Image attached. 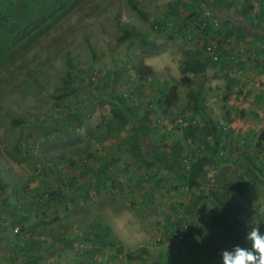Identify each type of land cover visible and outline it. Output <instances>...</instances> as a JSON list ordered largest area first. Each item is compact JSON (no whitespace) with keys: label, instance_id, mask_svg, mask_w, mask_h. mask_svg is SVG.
<instances>
[{"label":"rangeland","instance_id":"374dc122","mask_svg":"<svg viewBox=\"0 0 264 264\" xmlns=\"http://www.w3.org/2000/svg\"><path fill=\"white\" fill-rule=\"evenodd\" d=\"M14 2L3 7L13 18L18 9L33 8L31 2L38 8L29 15L39 7L41 12L25 38L0 34V57L10 53L0 65V214L9 222L0 226V238L7 240L0 256L10 248L13 264H222V250L250 248L245 233L222 224L213 201L193 205L199 191L181 177L186 154L210 156L218 146L214 161H225L212 162L200 178L203 188L252 183L233 210L239 227L264 232V117L255 120L260 130L229 136L216 123L226 110L242 117L249 111L250 101L237 97L228 103L242 80L240 70L211 62L203 73L187 72L191 83L182 82L184 61L204 48L209 30L173 16L172 4L210 8L223 22L215 0ZM221 5L228 8L226 1ZM245 6L250 14L261 10L252 0ZM153 21L174 22L157 33ZM184 27L190 36L179 33ZM4 30L9 34L10 27ZM248 55L253 63L255 54ZM144 68H152L151 74L140 72ZM140 83L142 92L136 93ZM162 84L178 88L171 107L157 104ZM200 88L205 108L194 112L187 104ZM119 98L143 121L150 112L148 139L137 137L135 121L119 124L111 103ZM56 107L60 122L53 120ZM212 124L221 138L210 134ZM54 191L64 198L48 197L43 207L30 201L37 192ZM183 218L188 229L168 233L174 219ZM99 235L114 246L102 244Z\"/></svg>","mask_w":264,"mask_h":264},{"label":"trees","instance_id":"16d2710c","mask_svg":"<svg viewBox=\"0 0 264 264\" xmlns=\"http://www.w3.org/2000/svg\"><path fill=\"white\" fill-rule=\"evenodd\" d=\"M4 1H6L7 3H10L11 5H13L14 3L16 4V2H14V0H0V4H3L2 6H0V34L9 38V37H13L12 35H14V38H25L27 33L31 32L32 29L37 28L38 22L40 20V16L38 14V12L40 11V7H39V11L35 12L32 16L29 15V13L32 12V9L35 7L36 9L38 8L37 6H33V8H29L25 10H17V12L15 11V16L14 18L7 13V11L3 8L4 7ZM223 1L228 2L227 7L228 8H224L228 11H224L223 12V22L221 21L222 24H220V26L218 28H214V26L212 24H207L205 26H203V22L201 21V14L202 12L207 9V7H200L199 8H195L194 6H192V9H188V7H190V5L184 4V3H174L172 4V8H171V13L173 14V16L175 17H179V18H190L191 20V25L193 27L196 28H203V29H207L209 30V39H207L206 43L204 44V48L202 49H198L195 54H193L191 57H188L185 61H184V75L182 76V82L184 83H191L192 82V78L187 74V72H192L194 74H199V73H203L207 67L210 65L211 62L215 63V64H223V68L226 71L230 70V66L233 64H236L234 62H232L235 59V56L231 57L228 56V53L224 51L223 45H219V47H217V52L219 54L220 57V61H215L213 60L212 56L208 53L207 51V46L212 43L213 39H210L211 36L213 38H217L219 39V42L224 41V37L223 35L225 34L223 31V24L226 23V30H228V34H235L236 32L238 34H243L246 35L245 31H247V28L249 25L246 24V21L243 19L248 15V9L245 7V1L246 0H240L241 2H239V0H215V4L217 7H219V10H222V5L221 3ZM255 5L256 4H260L261 6V10L259 12H256L255 14H251V16H249V18L254 17V16H258L260 14H262L261 16V20L264 19V0H252ZM239 3H241V5H239ZM239 6L243 7V9H240ZM5 7H8V4H5ZM189 10V14L187 16V14H185V10ZM251 9V8H250ZM250 12V11H249ZM225 13V14H224ZM180 15V16H179ZM24 18V19H23ZM25 20V21H24ZM171 20H174V18H172ZM174 21H169V23H171L173 25ZM153 27L154 30L157 33H161L164 32V29H162V26H167L169 23L167 21H153ZM247 25V26H246ZM155 26H158L157 28ZM1 27H10V31L9 34L8 32L5 33L4 31H1ZM250 30L252 31H257L255 33L256 37H260V39L262 40L264 38V29L259 28V26L254 27V26H250L248 27ZM253 28V29H252ZM25 31V32H24ZM186 32H188V30L184 27V29H180L181 34H185ZM192 33V32H191ZM191 33L188 36L191 35ZM227 33V32H226ZM205 50V51H204ZM207 53V55H206ZM225 53V54H224ZM247 53H249V51L247 50ZM255 54V52H252V54ZM10 53H4L3 55H1L0 57V65L4 64L5 62L8 61V56ZM251 54V53H250ZM232 63V64H231ZM120 66V63L118 65ZM143 72L144 74L148 75L151 74L152 68H144V69H140V72ZM108 74V71H107ZM143 84H137V86L135 87V92H142V87ZM159 97L157 99V104L159 107H171L173 106V104L177 101L178 99V88L177 86H172V87H168L167 85H160L159 89ZM120 100H118L117 102L114 101L113 99H111V103L113 104L112 107V112L114 114V116L117 118L118 122L120 125H127L131 122L135 121V124H133L134 128L136 129V135L140 140H145L148 139L153 131V124L152 119H151V114L148 111L146 113V115L144 116V121L141 120L140 118H137L135 110L132 109V107L128 106L127 104H125V101L122 98H119ZM204 94H203V89L200 88L197 92L191 94L190 96V100L188 101V109H190L191 111L194 112H201L204 111ZM59 112H61L59 107L55 108V111L53 112V114L57 115ZM52 115H49L47 119H50ZM78 117V116H77ZM71 118H68L66 121L71 122L70 120ZM76 119V118H75ZM137 119V120H136ZM54 120V118H53ZM64 120V119H63ZM57 121H59V118H57ZM62 121V120H61ZM212 123H214V120H212ZM60 122V121H59ZM63 124H65L62 121ZM152 124V125H151ZM218 126V124H217ZM217 126L215 124L211 125V131L210 134L215 138H221V134L218 133L219 129L221 128L222 132L223 131H227L226 134H228V130L226 129V127H224V124H219V127L217 128ZM230 133V131H229ZM229 136V134H228ZM139 140V141H140ZM26 149L28 151H34L35 148L34 146L30 145V144H26ZM218 146L214 147V150H217ZM200 151V149H198ZM214 151V153H212L210 156L207 154H201L198 151H193L191 154H193L194 159L191 162V168L188 170L186 169L184 163L183 166L184 168L187 170V173H183V175H181V177L183 178V181L188 185L189 188L194 189L197 188L198 189V196L197 199L193 202L194 206H197L198 203L203 200V199H209L211 201H213V203L216 205L217 207V212L219 215V218L222 221V224L225 226L227 225V229H229V227L231 229H235L238 232H242L247 234L248 229H250L251 227H239L238 221L235 217V213L233 210V207L236 203L237 198L242 195L243 193H245V191L247 189H249L250 187H252V183L250 182H245L244 184L240 181L238 182H216L214 183L210 188H203V185L201 183L200 178L206 174L208 167L212 164V162H215V165H219L221 163H223L225 161V159L223 157L221 158H217L214 161V155L216 154V152ZM187 155V154H186ZM185 155V156H186ZM184 156V157H185ZM151 158V157H150ZM153 159V158H151ZM159 159L157 157H155L152 161H158ZM184 161V160H183ZM167 166V168H171L169 165H165ZM254 167V166H252ZM255 168V167H254ZM256 171V168L254 169ZM262 181L264 183V178H262ZM32 200L31 203L39 205V207H43L45 204H47V200L49 197V201H60L64 198V194L61 191H54L52 194L50 195H42V193H35L32 196ZM2 206V205H1ZM182 207V206H180ZM179 207V210L181 209ZM20 208H23V206H20ZM4 214H0V226H8L9 222L4 220ZM175 228L172 230H170L168 233L170 234H180L184 231H186L188 229V222L185 218L183 219H178L176 221H174V225ZM100 236V241L102 244L106 245V246H114L113 242H109L107 241V239L105 238L106 235H99ZM26 244L24 243V246L21 248H25ZM8 249V253H10V248ZM134 256L133 253H128V257H132ZM9 264H13L12 261Z\"/></svg>","mask_w":264,"mask_h":264},{"label":"crops","instance_id":"0c3cea01","mask_svg":"<svg viewBox=\"0 0 264 264\" xmlns=\"http://www.w3.org/2000/svg\"><path fill=\"white\" fill-rule=\"evenodd\" d=\"M239 2L241 1L239 0ZM239 5H241V3H239ZM225 10L223 9L221 11ZM249 16H251L250 13H248V15L243 18L246 21V24L249 25L248 27L254 26L257 28V26H259V28L264 29V19H260L262 14L261 16L259 14L258 16H254L251 18H249ZM223 26V31H225V34L223 35L226 41L225 44L229 46L228 50L224 51H227L228 56H235V59L232 62L236 63L234 65L231 63L232 65L229 67V71L232 72L233 69H239L240 75L238 76L242 79L236 80L239 86L236 87L237 91L235 92V98H230L231 100H229L228 103L230 101L236 100L237 97L241 102L245 103L246 101H250L251 103L250 106L247 107V110L249 111L244 114V117H242V112L240 111L238 112L240 115L237 116L235 112L230 113L229 110H226V115L224 116V118L219 115V123L217 121L216 123L218 124V127L219 124H224V127H226V129L233 134H238L239 132H253L255 131V129L260 130L261 125L260 123H258L259 121L255 122V120L257 118L264 117V108L262 109V106L264 105V58H262V56L264 55V38L261 40L260 37H256L255 33L257 31H252L248 27H246V35L238 34L237 32L235 34L227 35L228 30L225 29L226 23H224ZM244 50L245 55L241 57L240 54L242 52L244 53ZM247 50L249 51V53H247ZM252 52H255V56L251 60L253 61V63H249V59H247L249 57L248 54ZM207 68H211L210 65ZM248 70L249 74L246 73ZM214 117L216 116L214 115ZM257 123L259 124V126ZM6 242V239L2 237L0 238V246L6 245ZM9 263L10 253H8V250L6 249V255H4L3 258L0 256V264Z\"/></svg>","mask_w":264,"mask_h":264},{"label":"clouds","instance_id":"9594fccd","mask_svg":"<svg viewBox=\"0 0 264 264\" xmlns=\"http://www.w3.org/2000/svg\"><path fill=\"white\" fill-rule=\"evenodd\" d=\"M246 240L250 248L236 245L222 250V264H264V232L259 226H253L248 229Z\"/></svg>","mask_w":264,"mask_h":264},{"label":"built area","instance_id":"2783aa9c","mask_svg":"<svg viewBox=\"0 0 264 264\" xmlns=\"http://www.w3.org/2000/svg\"><path fill=\"white\" fill-rule=\"evenodd\" d=\"M201 21L203 22V26H205L207 24H212L214 26V28H218L221 24L220 19L217 16H215L214 12L210 8H207L202 12ZM170 24L171 23H169L167 26H162L161 28L165 30L166 28L169 27ZM155 27L157 28L158 26H155ZM210 39H213L212 40L213 42L207 46V51L212 56L213 60L220 61V57H219V54L217 52V47H219V45H220L219 39L213 38L212 36ZM244 53H245V50H244ZM53 117H54V119L58 118V116L55 114H53ZM193 159H194L193 154H187L183 158V160H184L183 163H184L186 169L189 170L191 168V162ZM176 220H178V219H174V221H176ZM174 228H175V226H173V229Z\"/></svg>","mask_w":264,"mask_h":264}]
</instances>
